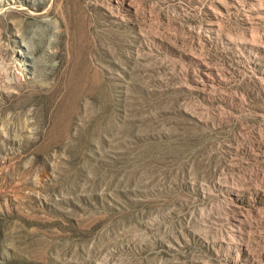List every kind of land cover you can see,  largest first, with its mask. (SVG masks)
Instances as JSON below:
<instances>
[{"label": "rangeland", "instance_id": "rangeland-1", "mask_svg": "<svg viewBox=\"0 0 264 264\" xmlns=\"http://www.w3.org/2000/svg\"><path fill=\"white\" fill-rule=\"evenodd\" d=\"M0 264H264V0H0Z\"/></svg>", "mask_w": 264, "mask_h": 264}]
</instances>
